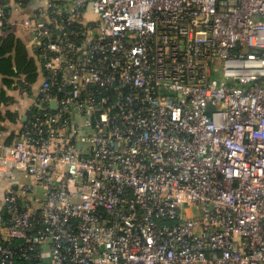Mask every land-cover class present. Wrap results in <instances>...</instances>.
Returning a JSON list of instances; mask_svg holds the SVG:
<instances>
[{
    "label": "built area",
    "instance_id": "2783aa9c",
    "mask_svg": "<svg viewBox=\"0 0 264 264\" xmlns=\"http://www.w3.org/2000/svg\"><path fill=\"white\" fill-rule=\"evenodd\" d=\"M47 2L0 264H264V0Z\"/></svg>",
    "mask_w": 264,
    "mask_h": 264
},
{
    "label": "crops",
    "instance_id": "0c3cea01",
    "mask_svg": "<svg viewBox=\"0 0 264 264\" xmlns=\"http://www.w3.org/2000/svg\"><path fill=\"white\" fill-rule=\"evenodd\" d=\"M3 4L6 17L4 25L0 28V40L14 39L21 46L19 48L22 54L23 62L31 64V71L27 74L21 73L18 77H12L14 83L6 87L0 83V87H6L7 93L13 99V103L9 105L11 110L21 118L22 124L9 126L11 129L3 132V138L0 141V153L2 145L6 144V137L11 132L18 134L16 130H21L26 121L32 114V106L40 97V86L43 81V72L41 63L38 59L37 41L33 37V24L38 18L43 20L48 19L47 0H0ZM15 51V57H16ZM16 70V66L13 65ZM4 107V106H3ZM16 140L10 141L9 144ZM7 145V144H6ZM28 186L30 192L28 198L34 200L42 195L41 187H34L33 181L30 178L24 177L22 174L17 175L12 180L0 181V194L4 193L5 187Z\"/></svg>",
    "mask_w": 264,
    "mask_h": 264
},
{
    "label": "trees",
    "instance_id": "16d2710c",
    "mask_svg": "<svg viewBox=\"0 0 264 264\" xmlns=\"http://www.w3.org/2000/svg\"><path fill=\"white\" fill-rule=\"evenodd\" d=\"M19 48L22 49V45L20 46L14 39L0 40V83L6 87L14 83L12 77H18L21 73L27 74L31 71V64L23 62L22 54L18 51ZM13 65L16 66V70L13 68ZM6 87H0V130L2 132H6L11 127L22 124L21 118L9 107L13 103V99L8 95ZM16 131H19L18 134L11 132L7 135L6 144L18 138L20 130Z\"/></svg>",
    "mask_w": 264,
    "mask_h": 264
},
{
    "label": "water",
    "instance_id": "95a60500",
    "mask_svg": "<svg viewBox=\"0 0 264 264\" xmlns=\"http://www.w3.org/2000/svg\"><path fill=\"white\" fill-rule=\"evenodd\" d=\"M87 11H88V17L91 18V3L89 4ZM51 105L55 106V102L53 101Z\"/></svg>",
    "mask_w": 264,
    "mask_h": 264
}]
</instances>
